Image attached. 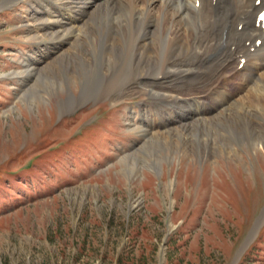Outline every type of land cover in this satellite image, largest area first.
<instances>
[{
	"label": "rangeland",
	"instance_id": "1",
	"mask_svg": "<svg viewBox=\"0 0 264 264\" xmlns=\"http://www.w3.org/2000/svg\"><path fill=\"white\" fill-rule=\"evenodd\" d=\"M33 15L28 0L0 9V264H264V217L250 236L264 130L214 119L175 141L144 137L133 112L152 99L102 96L101 47L94 72L88 43L78 65L28 70L42 47Z\"/></svg>",
	"mask_w": 264,
	"mask_h": 264
},
{
	"label": "bare ground",
	"instance_id": "2",
	"mask_svg": "<svg viewBox=\"0 0 264 264\" xmlns=\"http://www.w3.org/2000/svg\"><path fill=\"white\" fill-rule=\"evenodd\" d=\"M16 1L0 0V9ZM28 4L36 22L30 25L42 44L39 53L28 57V70L66 55L78 65L82 45L88 43L92 53L86 56L94 72L101 47L112 69L102 96L152 99L146 102L149 105L139 102L141 112H133L140 115L144 137L175 141L174 132L183 135L214 119H234L264 130V29L257 24L264 0L260 4L258 0H28ZM128 36L134 38L130 59ZM155 70H161L163 77H153ZM86 71L90 78V69ZM234 80L238 84L233 89Z\"/></svg>",
	"mask_w": 264,
	"mask_h": 264
},
{
	"label": "water",
	"instance_id": "3",
	"mask_svg": "<svg viewBox=\"0 0 264 264\" xmlns=\"http://www.w3.org/2000/svg\"><path fill=\"white\" fill-rule=\"evenodd\" d=\"M258 229V226H257V228H256V230Z\"/></svg>",
	"mask_w": 264,
	"mask_h": 264
}]
</instances>
